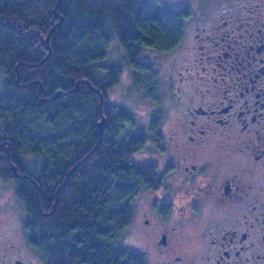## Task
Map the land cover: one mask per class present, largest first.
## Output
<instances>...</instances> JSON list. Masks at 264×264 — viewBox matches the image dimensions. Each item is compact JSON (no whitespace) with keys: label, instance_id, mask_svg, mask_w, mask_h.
<instances>
[{"label":"trees","instance_id":"trees-1","mask_svg":"<svg viewBox=\"0 0 264 264\" xmlns=\"http://www.w3.org/2000/svg\"><path fill=\"white\" fill-rule=\"evenodd\" d=\"M191 14L169 0H0V179L17 184L43 264H148L122 244L154 178L131 160L148 137L110 100L122 67L106 60L118 44L131 89L156 98L148 52L175 49Z\"/></svg>","mask_w":264,"mask_h":264},{"label":"flooded vegetation","instance_id":"flooded-vegetation-1","mask_svg":"<svg viewBox=\"0 0 264 264\" xmlns=\"http://www.w3.org/2000/svg\"><path fill=\"white\" fill-rule=\"evenodd\" d=\"M197 1L180 114L164 135L157 88L150 131L137 130L148 139L133 161L155 154L138 163L154 178L132 196V222L162 264H264V0Z\"/></svg>","mask_w":264,"mask_h":264},{"label":"rangeland","instance_id":"rangeland-1","mask_svg":"<svg viewBox=\"0 0 264 264\" xmlns=\"http://www.w3.org/2000/svg\"><path fill=\"white\" fill-rule=\"evenodd\" d=\"M169 1L176 9L188 7L191 10L192 17L186 23L183 39L175 49L166 53L148 52L150 53L148 59L155 62L157 70V80L155 82L156 88H159L157 100L162 104L160 111L164 114L162 133L164 135L167 134V136L169 128L176 121L177 114H180V108L177 106L176 95L173 91L178 90V85H181L179 81L180 73L182 71L185 72L184 68L187 60L185 45L190 34L200 24L197 0ZM116 62L122 67V71L119 74V83L109 90V98L111 101L127 107L138 121L137 124L141 123L143 125H139L135 130L149 132L150 129L145 124L149 123L150 116L152 115L151 112L155 110L156 104L150 101V99L145 98L143 93L131 89L132 69L125 64L123 49L118 44L112 46L109 58L106 60L107 65ZM140 154H137V160L135 159L138 163L140 161L149 162L154 160L155 154L148 150ZM133 155L131 156V160L134 159ZM27 215L28 213L23 202L16 194V184L12 181L0 179V264H17L16 259L21 260V264H43L40 253L29 245L26 237L25 223ZM140 231H142V228L136 217L135 221L131 222L130 226L124 231L122 244L125 247H135L145 253L148 264H162L157 257L154 244L147 241L144 237L145 235L142 233L143 231Z\"/></svg>","mask_w":264,"mask_h":264},{"label":"water","instance_id":"water-1","mask_svg":"<svg viewBox=\"0 0 264 264\" xmlns=\"http://www.w3.org/2000/svg\"><path fill=\"white\" fill-rule=\"evenodd\" d=\"M61 94H62L61 92H58V93H56L55 96L57 97V96H59V95H61ZM105 123H106V120L103 119V120L101 121V123H100V133L103 132V130H104V128H105ZM12 169H13L15 175H16V176H19V173H18V171H17L15 165H12Z\"/></svg>","mask_w":264,"mask_h":264}]
</instances>
